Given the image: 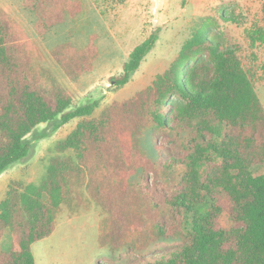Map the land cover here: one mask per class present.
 <instances>
[{
	"label": "trees",
	"instance_id": "16d2710c",
	"mask_svg": "<svg viewBox=\"0 0 264 264\" xmlns=\"http://www.w3.org/2000/svg\"><path fill=\"white\" fill-rule=\"evenodd\" d=\"M23 5L39 36L82 12L77 0ZM221 19L236 22L225 12ZM243 35L244 53L209 27L194 32L149 86L89 118L98 101L71 109L66 90L36 71L37 45L0 9V174L28 155L26 138L38 125L58 119V128L80 119L55 146L72 155L51 158L38 185H7L0 264H35L31 245L52 234L62 206H82L84 193L105 214L100 240L112 254L180 238L168 256L143 264H264V174L251 170L264 164V106L255 90L264 82V24L251 22ZM156 41L153 33L133 49L122 73L110 78L113 87L128 83ZM94 43V37L83 47L65 42L51 56L75 81L93 70ZM144 128L153 131L156 161L142 148ZM168 173L178 180L160 182ZM186 215L190 231L184 233ZM6 229L10 246L3 250Z\"/></svg>",
	"mask_w": 264,
	"mask_h": 264
},
{
	"label": "rangeland",
	"instance_id": "374dc122",
	"mask_svg": "<svg viewBox=\"0 0 264 264\" xmlns=\"http://www.w3.org/2000/svg\"><path fill=\"white\" fill-rule=\"evenodd\" d=\"M24 1L0 0V9L23 31L27 40L37 45L40 55L34 61L36 71L42 81L47 80L44 77L48 75L52 82L59 83L66 90L72 99L71 109L98 101V107L89 118H97L113 102L130 99L149 86L156 75L169 67L194 32L209 27L227 47L237 46L244 53L247 51L244 28L253 21L264 24L261 10L264 0H77L82 5L79 16L39 36L35 29L36 19L24 7ZM222 12L236 22L223 21ZM153 33H157V41L131 74L128 83L113 87L110 78L122 73L129 54ZM92 37L98 51L93 70L72 81L53 59L51 50L65 42L83 47ZM255 90L264 106V82L257 83ZM79 121V118L73 119L56 128L57 119L38 125L27 136L31 145L28 155L0 174V201L10 182L38 185L51 158L72 155L70 151L56 153L55 146L75 129ZM140 139L147 156L156 161L159 156L153 148V131L144 128ZM157 141L162 142V136ZM251 170L256 177L263 175L264 164ZM175 174H164L159 181L174 178L176 182ZM105 218L101 208L86 193L82 206H62L52 234L31 245L35 264H143L145 259L152 261L168 256L182 244L180 238L160 240L140 253L121 249L112 254L107 243L100 240ZM190 220L191 215H186L184 233L190 231ZM9 238L10 231L6 229L1 240L3 250L9 248Z\"/></svg>",
	"mask_w": 264,
	"mask_h": 264
}]
</instances>
